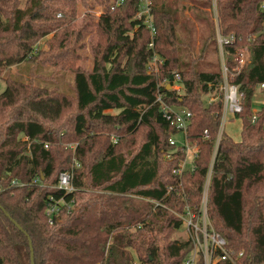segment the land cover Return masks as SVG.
<instances>
[{
  "label": "trees",
  "instance_id": "1",
  "mask_svg": "<svg viewBox=\"0 0 264 264\" xmlns=\"http://www.w3.org/2000/svg\"><path fill=\"white\" fill-rule=\"evenodd\" d=\"M114 1L94 0L103 8L99 21L79 26L78 4L92 9L93 0H27L23 7L0 0V264H31L30 242L34 264H183L194 245L176 236L187 210L198 212L208 176L213 228L229 251L242 253L238 264H264V105L253 111L264 84V0H188L192 17L211 29L200 58L182 37L187 27L176 0H151L154 36L136 19L141 0L112 10ZM214 8L217 23L210 24ZM91 28L94 68L86 71L77 66L78 50ZM217 30L234 37L224 62L241 96L238 139L225 127L220 134ZM50 35L47 50L35 53ZM210 47L219 60L203 70L199 61ZM242 48L249 59L236 72ZM154 55L163 62L149 72ZM24 63L71 71V92L5 76ZM175 73L182 93L167 89ZM159 93L170 108L192 114L185 137L197 155L181 174L174 170L185 154L170 145L180 132L162 117ZM62 172L72 175L71 193L58 188ZM61 200L50 218L49 204ZM197 264H204L201 254Z\"/></svg>",
  "mask_w": 264,
  "mask_h": 264
},
{
  "label": "built area",
  "instance_id": "2",
  "mask_svg": "<svg viewBox=\"0 0 264 264\" xmlns=\"http://www.w3.org/2000/svg\"><path fill=\"white\" fill-rule=\"evenodd\" d=\"M124 0H115L111 9H115V7L120 6ZM261 9L264 11V2L261 4ZM151 0H141L140 9L137 13L136 19L139 21H144V24L151 30L152 36L155 35V28L152 23V14H151ZM233 36H223L220 32H217V43L219 48V54L222 60V71L224 82L220 87V90L223 92V112H222V122L220 128V134L223 131L225 123L229 116L235 117L242 111L241 105V96L238 92V87L229 82V70L224 62V47L228 44L233 43ZM153 46V43L150 44V47ZM244 52L247 53V58H244ZM248 52L247 50H240L235 58L236 63V72H240L245 64L248 62ZM163 60L160 59L158 55H154L153 59L148 63V71L149 72H157L158 66L162 63ZM174 84L172 85V89L177 88L181 83V77L179 73L174 74ZM167 82L164 81L162 85H166ZM261 90L264 89V84L259 86ZM178 90V88H177ZM214 98H210L213 100ZM157 101H159L161 105V115L162 117L171 122L176 126L179 130V135L182 136V140L179 142L177 140V136L170 138V145L179 149L182 153L185 154L184 160H182L179 164V168L174 170L175 174H181L186 169H193V162L197 155V147L194 144L188 142L185 137V133L187 131L188 125L190 123L192 114L186 109H172L167 106L163 99L162 94H158ZM256 111H254V114ZM205 136H208V131L204 132ZM48 145H46V148ZM171 155H167L166 158H170ZM191 160L189 161V159ZM35 183L39 182L38 179L34 180ZM13 183L18 184L17 181H13ZM210 184V176H208L203 194L201 199V204L198 212H193L190 209L187 210L186 215L183 217L184 226L187 228V232L189 233L188 238L192 240L194 248L193 251L189 254V256L185 259L183 264H197L198 259L200 258V254L203 258L204 264H238V258L242 256V253L237 255L236 253L229 251L226 248V240L221 236L220 233L215 231L213 228L209 214H208V190ZM20 185V184H18ZM58 188L66 193H71L74 191V187L72 185V175L69 172H62L59 175ZM65 205V201L61 200L58 204L50 203L48 206L47 214L50 218L53 215L59 213L60 208ZM50 223L53 221L50 219Z\"/></svg>",
  "mask_w": 264,
  "mask_h": 264
},
{
  "label": "rangeland",
  "instance_id": "3",
  "mask_svg": "<svg viewBox=\"0 0 264 264\" xmlns=\"http://www.w3.org/2000/svg\"><path fill=\"white\" fill-rule=\"evenodd\" d=\"M27 0H21V7L25 5ZM165 2H172L173 0H163ZM178 5V12L179 16L182 19L181 24L187 27L190 30H187L182 35L186 41H189V39L193 42V49L195 52V56L200 58V50L202 49L203 44V38L208 36L209 32H211V29L209 30L208 22L205 23L197 22L196 19L192 17V13L190 11V4L188 0H176ZM92 2V0H91ZM94 7L92 9H88L85 5H83L81 2L78 4L77 8V16L75 22L81 26L85 20H88V22H97L99 21L103 8L94 2ZM208 13V20L210 24L217 23V15H216V9L214 8V11H209ZM88 15H91L93 17H88ZM188 20L194 22V24L189 23ZM192 26H194V29L192 30ZM218 32V30H217ZM95 32L93 31V28L90 29V31L83 32V37L80 40V45L82 46L81 49L78 50V55L81 57L77 61V66L81 67L82 69L86 71H92L94 68V58L91 51V40L93 39ZM52 36H48L41 41L38 42V44L35 46V53L40 50H47L48 45L47 41ZM190 40V41H191ZM93 42V40H92ZM241 50H246L245 48H242ZM203 58L199 61V67L203 70H208L213 67V65L216 64L217 60H219V57L215 51H213L212 47L209 48L207 53L202 55ZM220 56V54H219ZM221 59V58H220ZM35 67V65L33 66ZM32 65L29 63H24L19 66H13L11 67L5 76L9 78H14L15 80L19 81L21 84L28 86L31 82L35 85H39L40 87H48L50 89L56 88L64 93H70L71 92V86L73 84L74 80V74L71 73V71L67 70H57L49 65L40 66L38 68H33ZM56 75V77H53V75ZM178 88V90H177ZM177 88L175 87V90L183 92L182 84L178 85ZM5 90V83L2 79H0V93ZM215 92H212L208 96H206L205 99L214 98ZM255 105L253 111L259 110L264 105V96L263 91L260 89H256V98H255ZM107 113L114 114L116 111H108ZM225 129L233 135L235 138H239L240 136V128L241 123L236 119L235 117L229 116L227 119V122L225 123ZM224 129V128H223ZM113 142L116 141V138L114 136L112 137ZM177 140L180 142L182 140L181 135H177ZM191 158L189 159V161ZM179 236H176V238L184 239L188 238L189 233L187 232L186 226H184V230ZM136 264H140L138 261H136Z\"/></svg>",
  "mask_w": 264,
  "mask_h": 264
},
{
  "label": "water",
  "instance_id": "4",
  "mask_svg": "<svg viewBox=\"0 0 264 264\" xmlns=\"http://www.w3.org/2000/svg\"><path fill=\"white\" fill-rule=\"evenodd\" d=\"M172 86L170 84L167 85V89H171ZM16 226L21 230L20 226L18 224H16ZM30 247H31V264H34V253H33V248H32V244L30 242Z\"/></svg>",
  "mask_w": 264,
  "mask_h": 264
},
{
  "label": "crops",
  "instance_id": "5",
  "mask_svg": "<svg viewBox=\"0 0 264 264\" xmlns=\"http://www.w3.org/2000/svg\"><path fill=\"white\" fill-rule=\"evenodd\" d=\"M244 58H247V53L244 52Z\"/></svg>",
  "mask_w": 264,
  "mask_h": 264
}]
</instances>
